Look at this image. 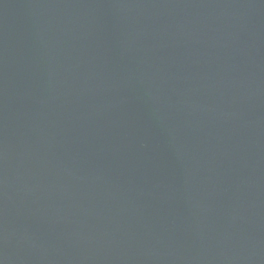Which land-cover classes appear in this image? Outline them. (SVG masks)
Listing matches in <instances>:
<instances>
[{
  "label": "water",
  "instance_id": "1",
  "mask_svg": "<svg viewBox=\"0 0 264 264\" xmlns=\"http://www.w3.org/2000/svg\"><path fill=\"white\" fill-rule=\"evenodd\" d=\"M0 264H264V0H0Z\"/></svg>",
  "mask_w": 264,
  "mask_h": 264
}]
</instances>
